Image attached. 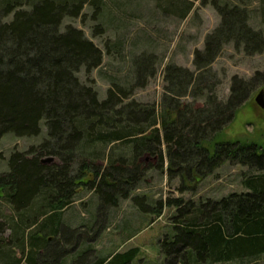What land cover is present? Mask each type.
<instances>
[{
    "label": "trees",
    "instance_id": "1",
    "mask_svg": "<svg viewBox=\"0 0 264 264\" xmlns=\"http://www.w3.org/2000/svg\"><path fill=\"white\" fill-rule=\"evenodd\" d=\"M209 1L219 23L205 36L203 48L194 50V72L166 67V104L159 113L128 100L130 89L116 84L99 99L94 87L77 76L100 66L103 52L82 30L63 22L82 17L86 5L98 20L103 0H0V138L35 137L41 126L46 130L39 145L12 151L7 171L0 174V207L10 208L11 232L0 238V264H43L40 258L52 246L63 251L45 264H73L79 245H72L66 233L87 228L64 225L62 214L84 192L96 196L97 217L103 220L107 210L126 200L143 213L152 212L151 224L172 208L168 233L158 242L164 264H234L264 256V146L220 138L264 87V73L248 80L233 76L223 101L215 94L204 98L206 90H213L205 78L224 46L247 56L261 54L264 32L249 26L243 6ZM258 2L264 26V0ZM98 30L99 24L93 32ZM134 62L144 68L149 61ZM142 78L139 72L137 82ZM182 97L189 98V106H182ZM197 101L204 105L192 109ZM47 157L54 161L42 163ZM164 162L167 181L178 179L179 194L194 192L225 163L247 168L246 190L219 199L179 197L149 204L146 195H135L136 189L149 170L161 172ZM87 242L80 246L89 247ZM137 252L92 256L85 264H111L116 257H122L118 264H129Z\"/></svg>",
    "mask_w": 264,
    "mask_h": 264
},
{
    "label": "rangeland",
    "instance_id": "2",
    "mask_svg": "<svg viewBox=\"0 0 264 264\" xmlns=\"http://www.w3.org/2000/svg\"><path fill=\"white\" fill-rule=\"evenodd\" d=\"M225 1L246 8L249 26L264 32L257 11L258 0ZM205 3L202 0H103L104 8L98 20L91 18V8L86 5L82 17L65 19L63 26L70 25L82 30L86 38L102 50L103 59L100 66L90 73L79 72L78 78L82 83L93 86L99 99H104L107 89L116 84L130 89L128 100L154 107L160 113L166 104L163 101L167 86L166 67L171 65L194 72V50L203 48L205 36L219 23V16L210 6V1L206 0ZM97 24L101 30L93 32ZM142 57L149 62L144 68H137L134 61ZM139 72L143 73L140 83L137 82ZM257 72L264 73V51L247 56L232 45H225L205 78V84L213 90H206L204 98L215 94L217 99L223 101L228 96L233 76L248 80ZM263 88L251 95V100L221 133V139L252 141L264 146V110L258 108L253 100ZM187 97L181 98L182 106L190 105ZM203 105L204 101H197L190 107L196 109ZM41 129V134L35 137L17 138L6 134L0 138V174L7 171V160L12 151L25 152L42 142L46 130L43 126ZM154 162L149 161L151 164ZM165 167L166 162L161 172L149 170L135 195H146L147 202L153 204L156 200L179 197L194 202L199 198L219 199L232 192L246 190L242 179L247 176L248 170L243 166L225 163L200 182L194 192L183 194L176 191L178 179L167 181ZM97 208L96 196L84 192L62 214L64 225L71 228L86 225L87 228L85 232L66 233L72 245H79L78 251L70 254L73 264H85L92 256L96 259L113 257L133 248L138 249V252L129 264H164L158 242L168 233L169 218L174 214L172 208H165L152 224V212H141L130 200L107 210L104 220L97 217ZM9 215V207H0V238L4 240L11 233L7 220ZM83 239L88 241L89 247L80 246ZM62 251V247L52 246L40 260L45 264L44 261L58 258ZM15 254L19 256L17 250ZM120 258H114L111 264H118L122 260ZM234 264H264V256Z\"/></svg>",
    "mask_w": 264,
    "mask_h": 264
},
{
    "label": "water",
    "instance_id": "3",
    "mask_svg": "<svg viewBox=\"0 0 264 264\" xmlns=\"http://www.w3.org/2000/svg\"><path fill=\"white\" fill-rule=\"evenodd\" d=\"M254 103L258 108L264 110V88L259 90L256 96L254 97ZM54 161L53 157H47L42 159V163H52Z\"/></svg>",
    "mask_w": 264,
    "mask_h": 264
}]
</instances>
